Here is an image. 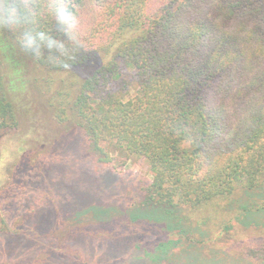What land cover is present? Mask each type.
I'll return each mask as SVG.
<instances>
[{
  "label": "trees",
  "instance_id": "obj_1",
  "mask_svg": "<svg viewBox=\"0 0 264 264\" xmlns=\"http://www.w3.org/2000/svg\"><path fill=\"white\" fill-rule=\"evenodd\" d=\"M54 3L38 0L36 27L68 43ZM64 3L75 40L62 64L55 45L0 29V137L36 108L73 132L30 174L18 223L0 196V264H111L143 244L141 222L218 217L264 188V0ZM130 161L147 174L124 180ZM233 256L264 264V235Z\"/></svg>",
  "mask_w": 264,
  "mask_h": 264
},
{
  "label": "rangeland",
  "instance_id": "obj_2",
  "mask_svg": "<svg viewBox=\"0 0 264 264\" xmlns=\"http://www.w3.org/2000/svg\"><path fill=\"white\" fill-rule=\"evenodd\" d=\"M85 68L86 71L89 70V67ZM126 73L129 79V72ZM72 135L69 125L57 124L49 118L46 111L44 113L36 108L33 114L23 120L16 132L0 137V196L7 198L10 203L2 211L7 213L10 222L15 224L20 219L17 207H20V210L23 207L17 198L24 199L28 196L27 186L32 184L30 174L36 171L40 174L50 169L44 161V156L62 152L70 144ZM124 173V180H138L147 174V168L142 162L130 161ZM181 216H173V221L170 216L173 229L169 230L166 228V222H156L155 217L153 224L146 225L141 222L143 225L139 232L134 233L139 239L144 238L143 244L132 250L133 253L125 251L114 254L110 257L113 262L111 264H142L137 258L148 259L147 264H246L233 256V250L239 243H248L263 237L264 188L237 196L224 206L218 217L205 216L196 222L195 218H199L200 213L194 215V221L184 214ZM167 240L173 241L174 245L162 252V257L157 260L158 253L154 251L159 244ZM124 256H130V260L124 261ZM38 262L37 260L36 263Z\"/></svg>",
  "mask_w": 264,
  "mask_h": 264
},
{
  "label": "clouds",
  "instance_id": "obj_3",
  "mask_svg": "<svg viewBox=\"0 0 264 264\" xmlns=\"http://www.w3.org/2000/svg\"><path fill=\"white\" fill-rule=\"evenodd\" d=\"M38 0H0V29H7L18 34V43L23 41L31 45L36 41H47L48 47L55 45L60 51V57L50 60L52 63L62 64L69 56V42L75 40L71 34V16L66 8L64 0H55L53 10L57 19L68 27L62 29V34L67 37L68 43L61 40H51L46 32L36 27V9Z\"/></svg>",
  "mask_w": 264,
  "mask_h": 264
}]
</instances>
